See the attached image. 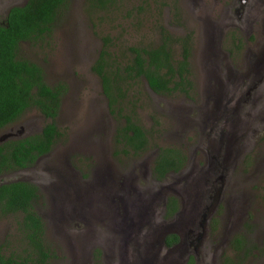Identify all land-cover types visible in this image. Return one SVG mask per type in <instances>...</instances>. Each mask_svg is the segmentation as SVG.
<instances>
[{"label": "rangeland", "instance_id": "rangeland-1", "mask_svg": "<svg viewBox=\"0 0 264 264\" xmlns=\"http://www.w3.org/2000/svg\"><path fill=\"white\" fill-rule=\"evenodd\" d=\"M22 2L0 0V18L7 6ZM95 3V0H65L44 42L33 45L21 41L18 45L19 55L41 66L46 83L62 81L66 85L54 118L61 134L52 145L49 158L40 164L42 168L50 161L45 164L55 169H50L43 184L47 186L46 183L54 180L57 174L69 197L74 191L65 180L82 196L81 201L75 199L77 203H73L83 213L80 219L60 216L59 207L58 211H53L56 205L43 188L37 187L38 196L33 208L39 215L42 213L44 239L51 252L47 264H70L73 250L68 246L66 234L73 229L75 233L86 231L93 236L92 239L97 237L103 246L109 245L106 246L108 254L102 258L98 251L100 247L94 243L90 264H135L131 258L124 257L118 240L121 235L126 236L134 230L143 236L142 240L155 247L156 251L152 250L158 254L156 264H182L184 251L158 247V228L170 219L161 221L158 213L154 214L157 206H152L153 199L150 204L146 200L149 194L159 197L158 191L166 183L173 187L178 185L173 183L175 180L183 182V171L155 177L158 179L155 182L148 178V171L152 174V161L143 162L145 157L153 156V151L163 146H173L191 154L198 133L191 121L198 112L201 116L204 111L218 112V120L223 122L234 123L238 118L237 129L241 131L236 135L224 134V126L212 130V135L214 132L213 136L221 140L222 147L228 144L226 149L230 151L234 166L233 188L228 186L224 195L228 197L230 192L236 196L235 200L240 201V208L233 212L231 205H224L221 200L219 216L209 222L215 241L220 240V255L235 259L237 264H264L263 251L253 248L259 246L264 229V177L259 170L261 164L264 165V91L254 99V89H248L245 96V78L241 77L251 62L248 60L250 53L264 43V8L256 12V18L249 23L242 24L237 18L236 24L225 27L213 24L220 29L219 50L222 55L229 52L221 65L220 60L204 58V52L211 50L213 45L206 33L209 25L205 24L206 13L202 18H196L187 0H114L113 5L104 9L93 6ZM262 4L264 7V0ZM260 13L262 17L258 18ZM215 17L216 8L211 15L213 20ZM166 34L172 38L189 37L188 65L192 86L187 97L176 91L155 95L144 78L138 77L123 84L120 111L117 112L116 107L109 109L100 78L91 70L99 49L104 45L103 37L109 39L108 60L122 64L131 56L130 47H153ZM169 47L177 57L179 45L173 43ZM262 65L264 74V61ZM225 82L231 92L220 90L221 83ZM212 89L220 92L213 94ZM226 105H232V113H227ZM177 108L181 111L177 112ZM123 113H134L148 133L147 148L135 155L122 154L118 151L119 144L114 141L115 129L123 121L120 116ZM226 116L230 119L226 120ZM43 122L44 118L35 108H28L13 123L0 128V135L17 129L19 133H34ZM244 138L247 143L240 145ZM151 177L154 179L153 174ZM180 196L183 197L182 189ZM184 205L182 199L179 212ZM134 210L140 215L135 216ZM19 216L0 213V247L4 254L10 251L23 253L24 242L16 228ZM235 234L245 238V249H232Z\"/></svg>", "mask_w": 264, "mask_h": 264}, {"label": "trees", "instance_id": "trees-1", "mask_svg": "<svg viewBox=\"0 0 264 264\" xmlns=\"http://www.w3.org/2000/svg\"><path fill=\"white\" fill-rule=\"evenodd\" d=\"M64 1L25 0L22 4L8 7L0 22V128L13 123L28 108H35L44 118L39 131L0 142V176L32 165L39 154L52 148L61 134L54 118L66 85L61 81L46 83L41 66L19 55L18 45L21 41L33 45L44 42ZM95 1L93 6L104 9L113 5L114 0ZM174 40L180 42L177 38ZM103 43L91 69L100 78L109 109L116 107L117 112L120 111L123 84L138 77H143L147 86L157 93L176 91L187 94L190 91L188 41L181 42V58H172L170 47L162 41L153 47H130L131 56L122 64L108 60V36L103 37ZM120 116L123 121L116 126L114 133V141L119 144L118 151L135 155L145 150L148 145L147 130L137 121L134 113ZM182 158L181 150L176 147H159L151 166L153 176L160 178L170 169L177 170ZM37 196V186L32 182L13 180L0 183V213L21 214L16 228L24 242L22 254L11 251L4 254L0 247V264H47L51 252L43 238V221L33 208ZM174 238L173 234H169L166 243ZM233 241L237 248L246 246L241 235L235 236ZM222 263L232 264V260L224 256Z\"/></svg>", "mask_w": 264, "mask_h": 264}, {"label": "flooded vegetation", "instance_id": "flooded-vegetation-1", "mask_svg": "<svg viewBox=\"0 0 264 264\" xmlns=\"http://www.w3.org/2000/svg\"><path fill=\"white\" fill-rule=\"evenodd\" d=\"M24 1L25 0H23V2ZM187 1H188V6L192 8V11L195 13L196 18L199 19L202 18V16H204V13H206L207 19L205 20V24H209L206 33L211 38V42L213 43V45L210 46L211 50L207 49L206 52H204V58L210 61H213L214 59L220 60L221 65L223 64V60L226 57H228L229 52H225L222 55L221 51L219 50V45H218L219 36H220L219 28H221L222 26L224 27L228 26L230 24H236L235 19L237 18L240 19L242 24L249 23L252 19L256 18L255 16L259 13L258 11L261 8H264L262 4V0H206L205 3L203 2L204 0H187ZM11 5H17V4H10L9 6L6 7L3 16L0 18V22H2V20L4 19L6 10ZM215 8H216L217 17H215V19L213 20L211 18V15L213 9ZM261 15L262 14L260 13V15L257 17L260 18ZM213 24L215 25L217 24L219 28L214 26ZM176 38L180 42L175 41L174 39ZM228 38L229 40L231 39L230 33L228 35ZM162 41H164L165 44H167L168 46H170V44L173 43L179 45V53L177 57H174L171 52L172 58L178 59L181 58V53H180L181 42L189 41V37L182 36V37L172 38V36L166 34L164 35L160 43ZM248 53L249 50L246 55H248ZM250 55L251 56L248 58V60L250 59L251 62L248 63L247 69L244 72V74L241 75V77L245 78L243 80V83L245 84V88H246L245 96L248 93V89H254L253 90L254 94L252 95V97L254 99H257L259 95L264 91V74H263V65H262L264 61V43H262L260 48L255 50L254 53H250ZM188 60H189V53L187 57V61ZM260 61L261 63H259ZM256 67H259V69ZM260 69L262 70L261 73H260ZM256 74H259V77H256ZM187 77L190 78V74ZM212 78L214 82H216V78L213 76ZM221 84L222 85L219 88L220 90L223 91V93L225 91L231 92V89H229L230 86L226 82L224 84L223 83ZM211 86L214 87V84H212ZM218 89L216 90L212 89L214 91L213 94L217 93ZM151 92L155 95L163 94V93L154 92L152 90ZM186 95L187 94L182 93L183 97H187ZM239 99L242 100L244 98L240 97ZM224 107H228L227 113H232V109H231L232 105H226ZM180 111L181 109L177 108V112ZM218 116H219L218 112L204 111L201 112V116L199 112L197 113L195 120L193 119L194 122L191 121L192 124H195L196 131H198L197 142L192 146L191 154L181 150L183 158L180 167L177 170L170 169L164 174L165 176L167 174L169 175L175 174L179 170L183 171V177H184L182 180L183 182L180 183L179 181L175 180L173 183L178 185L173 187L172 185L166 183L165 186L161 187L163 189H159L158 191L159 197H154L153 194H149V196H147L149 199L146 200L150 204L151 203L150 201H152L153 199L152 206L155 205L157 206V211H155L154 214L156 215L158 213L157 216L161 217V221L167 219L172 220L177 218H181L185 222L187 221V226H186L187 237L184 240V244H185L183 246L184 257L181 258L183 261L182 264H223L222 261L224 257L220 255V253L222 252V248H221L222 246L220 247V242H219L220 240L215 241V237H214L215 235L214 233H212V227L210 226L209 222L213 220V218H215L216 216H219L218 208L220 206L221 200L224 201V205L226 204L231 205V210L233 212H235V208L236 209L240 208V201L235 200L236 196H233L230 192L228 194V197L224 195L226 194L224 193L226 188L228 186L232 187V181L234 179L233 177H231L233 173L232 168L234 166H232L233 163H231L230 160L231 159L230 151L226 149L228 144H224V146L222 147L221 140H219L217 136L216 137L213 136L214 132L212 135L213 128L222 127V126H224L225 128L223 131L224 134H229V133H233L235 135L241 134V131H238L237 129V124H238L237 121L239 119L236 118L234 123L230 121L223 122V120H218ZM227 119H230V117L226 116V120ZM39 130L40 128L38 129V131ZM218 131L222 133V130H218ZM19 132L20 130L17 129L16 132H12V134L7 137H3L1 134L0 142H3L8 138H19L33 134L30 132L29 133L27 132L19 133ZM244 137H247V134ZM246 141H247L246 138H244V141H242L240 145L242 144L245 145V143H247ZM50 150H48L45 153L39 154L35 158L32 165L23 166L11 170L6 174L1 175L0 179L6 176V178H8L6 181L21 180V181L32 182L38 188H43V190H45L47 194L50 196V200H52L51 201L52 204L54 203L56 205L55 207L52 208L53 211H55L59 207L58 209L61 212V214H59L60 216L61 215L62 216L67 215L69 217L77 216L78 219H80L82 211L79 210L78 206L77 205L75 206L73 203H77L81 201L80 197L82 196L80 194H77L76 193L77 191L72 189V186L69 184L68 180L65 181L70 186L71 191H74V195L72 193L70 197L66 192L67 190L66 187L63 186L62 181L59 180L57 174L55 175L54 180H49V183H46L47 186L43 184V182H45L47 179L46 176L49 177L50 169H55L54 166H49L45 164L50 161L45 162L42 165V168L40 166V164H42L45 160H47V158H49L51 152ZM156 153L157 150L153 151V156L145 157V161L143 163H147L149 160H151L153 163ZM210 156L212 158H210ZM260 167L261 169L259 170H262L261 173L263 172L262 175L264 177V165L261 164ZM151 176H152L151 172L148 171L149 179L155 182L158 180L155 177L154 179H152ZM263 183H264V179H263ZM181 189L183 195L182 198L181 196L178 197L179 194H181ZM75 199L78 201L75 202ZM182 199L185 205L184 208H182V214H179L180 203ZM133 212L135 216L140 215L135 210ZM7 213L12 214L13 212H7ZM14 214H19V213H14ZM37 214L39 215L38 212ZM41 214L39 215L40 217L42 216ZM200 220H205V224L203 225V228L199 223ZM134 231L129 232L128 235L126 236L121 235V239L119 238L118 240L120 241V246L123 247L122 250H124V257L131 258L132 263L139 264L138 260L140 256L138 255V253L141 251V246L139 243H141L143 236L140 234H136ZM262 231L263 232L261 234V240L259 246H255L253 248L257 247V249H261L264 253V246L261 247V244L264 239V229ZM169 234H173L175 238L174 240H170L169 243H166V236H168ZM66 236L67 239L69 240L68 246L71 247L73 250L72 253L73 257H70L71 258L70 264H90V259H91L90 256L92 253L91 249L94 243L98 244V246L100 247L98 251L102 254V258L105 256V253L108 254L109 252L108 248L106 251V246L109 247L107 243L103 246L102 242L99 241L97 237H94V239H92L93 236L89 235V233H86V231L79 230L78 233H75L73 229L67 232ZM200 236L201 239L198 242V238ZM235 236L237 237L238 235L235 234L234 237ZM161 237L162 238L158 242L160 246L158 247H162L163 249L172 250V248L176 247L179 241L178 234L171 231L167 233H163ZM234 237H232L233 248L231 247L233 250L237 248V246H234V241H233ZM104 242L106 241L104 240ZM127 243L129 244L127 245ZM245 248H246L245 246L241 247V249H245ZM153 250L156 251L155 247L153 248ZM121 259L123 260L124 258L121 256ZM153 259H156V257H154ZM235 262L236 260L233 259L232 264H237Z\"/></svg>", "mask_w": 264, "mask_h": 264}, {"label": "water", "instance_id": "water-1", "mask_svg": "<svg viewBox=\"0 0 264 264\" xmlns=\"http://www.w3.org/2000/svg\"><path fill=\"white\" fill-rule=\"evenodd\" d=\"M11 134H12V132L7 131V132L3 133L2 136L7 137ZM210 158H212V157L210 156ZM7 179L8 178H6V176H5L4 178L0 179V182H5ZM179 214H182V210L179 212ZM185 223L186 222L183 219L178 218V219H172V220H169L167 222L160 224V227L158 228V232H157L158 233L157 234L158 235L157 242L160 241L163 233H167L169 231L175 232L179 236V241H178L176 247L172 248V249H177V250L181 249L183 251L184 250L183 246L185 245L184 240L187 237V231H186L187 228H186V226H184ZM199 223L203 228V225L205 224V220H200ZM200 239H201V236L198 238V242L200 241ZM139 244L141 246V251L138 253V255L140 256L139 260H138L139 264H149V258L152 256H156L154 254V251L152 250L153 249L152 245H151V243L147 244V241H144V240H142L141 243H139ZM142 246H143V248H142Z\"/></svg>", "mask_w": 264, "mask_h": 264}, {"label": "bare ground", "instance_id": "bare-ground-1", "mask_svg": "<svg viewBox=\"0 0 264 264\" xmlns=\"http://www.w3.org/2000/svg\"><path fill=\"white\" fill-rule=\"evenodd\" d=\"M154 254H155V252H154ZM156 255H158V254H156ZM154 257H156V256H152L149 258V264H155L156 259H153Z\"/></svg>", "mask_w": 264, "mask_h": 264}]
</instances>
